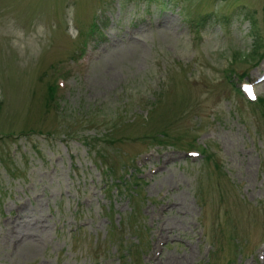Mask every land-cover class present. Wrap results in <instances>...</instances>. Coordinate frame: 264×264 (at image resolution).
<instances>
[{
  "label": "rangeland",
  "instance_id": "1",
  "mask_svg": "<svg viewBox=\"0 0 264 264\" xmlns=\"http://www.w3.org/2000/svg\"><path fill=\"white\" fill-rule=\"evenodd\" d=\"M107 1L0 0V21L43 25L15 39L0 32V264H118L117 248L125 244L128 261L143 230L146 239L156 233L138 253L143 263L264 264V105L245 102L222 77L229 65L246 79L260 69L261 60L250 67L264 0H113L101 27L109 38L87 42L67 95L53 91L50 65L69 61L79 40L62 24L84 26ZM147 1L153 10L143 13ZM143 14L147 24L133 27ZM168 67L191 70L188 87L177 74L165 78ZM186 87L200 97L196 113L180 103L186 114L175 118L172 89ZM255 91L264 96V79ZM148 94L159 98L142 105ZM171 110L175 147L160 133L169 126L159 112ZM119 215L120 233L108 226Z\"/></svg>",
  "mask_w": 264,
  "mask_h": 264
},
{
  "label": "trees",
  "instance_id": "2",
  "mask_svg": "<svg viewBox=\"0 0 264 264\" xmlns=\"http://www.w3.org/2000/svg\"><path fill=\"white\" fill-rule=\"evenodd\" d=\"M262 10H263V13H264V3H263V7H262ZM221 19H223V17H221ZM253 47H254V50H252V52H251V56H253V59L251 60V61H253V62H255V61H257V59L260 57V56H262L263 54H264V33H263V36H259L258 38H257V42L256 43H254V45H253ZM258 48H260L259 50H258ZM231 63H233V62H229L228 64H231ZM234 67H232L231 65H229V66H226L225 68H223V72H222V77L226 80V82L228 83V84H230V85H232L233 84V78H232V73H233V69ZM244 72L243 71H241L240 73H239V75H241V76H243L242 74H243ZM237 75H238V73H236ZM48 87H50V86H48ZM51 88V87H50ZM234 90L235 91H237V88H236V86H234ZM56 110H57V108H56ZM61 112V111H60ZM161 113L162 114H165L166 115V118H167V125L169 126L168 127V129H170V127L173 125V121H171V120H169V116H170V114H171V111H161ZM28 130V129H27ZM162 131H167V130H162ZM20 132L22 133L23 132V130H20ZM26 132H28V131H26ZM19 133V132H18ZM165 135V137L166 138H168V135L170 136L171 135V133H164V132H162V135ZM100 135H97V139L98 138H101V139H103V140H105V141H108V142H112V141H114V139L115 138H107V137H99ZM141 137H150V134L148 133H144V134H141ZM82 141H84L85 142V144H87L88 146H87V148L88 147H91V148H93V143H95V141L96 140H93V141H91V139L86 135L85 137H83L82 138ZM157 141H163L162 139H158ZM169 142V141H171V140H168V139H166V142ZM115 167V165L113 164L112 166H106L105 165V167H103L104 168V170L105 171H109V172H112L113 171V168ZM106 168V169H105ZM10 171H12V169H10ZM116 172H117V169L115 170ZM1 202H2V199L0 200V204H1ZM121 230L119 229V232H120Z\"/></svg>",
  "mask_w": 264,
  "mask_h": 264
},
{
  "label": "clouds",
  "instance_id": "3",
  "mask_svg": "<svg viewBox=\"0 0 264 264\" xmlns=\"http://www.w3.org/2000/svg\"><path fill=\"white\" fill-rule=\"evenodd\" d=\"M41 27H43V25L36 22L31 30H25L24 27L11 16L3 17L2 21H0V32L9 39H15L16 33L18 32H25L26 35L35 33Z\"/></svg>",
  "mask_w": 264,
  "mask_h": 264
},
{
  "label": "snow or ice",
  "instance_id": "4",
  "mask_svg": "<svg viewBox=\"0 0 264 264\" xmlns=\"http://www.w3.org/2000/svg\"><path fill=\"white\" fill-rule=\"evenodd\" d=\"M249 93H251V89H249Z\"/></svg>",
  "mask_w": 264,
  "mask_h": 264
}]
</instances>
